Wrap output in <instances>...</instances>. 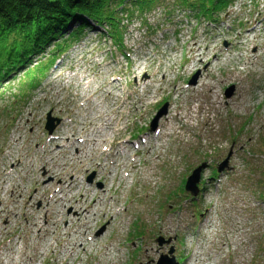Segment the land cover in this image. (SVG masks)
<instances>
[{"label":"rangeland","instance_id":"obj_1","mask_svg":"<svg viewBox=\"0 0 264 264\" xmlns=\"http://www.w3.org/2000/svg\"><path fill=\"white\" fill-rule=\"evenodd\" d=\"M146 16L123 19L128 59L91 32L101 66L80 40L66 72L29 88L23 67L0 85V264H264V0H233L217 21L178 6ZM50 110L64 119L54 135Z\"/></svg>","mask_w":264,"mask_h":264},{"label":"trees","instance_id":"obj_2","mask_svg":"<svg viewBox=\"0 0 264 264\" xmlns=\"http://www.w3.org/2000/svg\"><path fill=\"white\" fill-rule=\"evenodd\" d=\"M127 2L142 15L164 4L171 12L177 6L185 7L197 16L216 20L233 0H0V85L18 69L28 66L33 55L71 34L70 39L56 44V51L64 50L84 25H90V18L118 37V11ZM36 83V76L29 71L21 85L30 88ZM261 243L264 259V241Z\"/></svg>","mask_w":264,"mask_h":264},{"label":"water","instance_id":"obj_3","mask_svg":"<svg viewBox=\"0 0 264 264\" xmlns=\"http://www.w3.org/2000/svg\"><path fill=\"white\" fill-rule=\"evenodd\" d=\"M197 80H198V74L193 77V79L191 80V84H196ZM234 91H235V87L234 86L230 87L227 91L228 97H231V95H233ZM168 108H169V104H166L160 110L157 117L153 121L152 130H154V131L157 130L158 125H159V121L164 115H166L168 113ZM60 122H61V119L54 118L52 116V111H51L48 113L46 128L49 130L50 133H53L55 127ZM227 166H228V159L224 163H221V165L219 166V171H222ZM204 167H205V164H202L199 167H197L196 169H194V171H192V174L189 176V178L187 179V182H186V189L188 191L192 192V194L195 196H197L200 192L199 183L201 180L202 171H203ZM93 178H94V175L89 176V181H92ZM163 240L164 239H162V238L159 239L160 242H163ZM173 261H174V263H170V262H163V260H161V261H159L158 264H179L178 262L175 261V259H173Z\"/></svg>","mask_w":264,"mask_h":264},{"label":"bare ground","instance_id":"obj_4","mask_svg":"<svg viewBox=\"0 0 264 264\" xmlns=\"http://www.w3.org/2000/svg\"><path fill=\"white\" fill-rule=\"evenodd\" d=\"M157 7H161V9H167L165 6H164V4L162 5V6H157ZM157 7H155V8H157ZM199 43L197 42L196 43V41H194L193 42V45H195V47L194 48H190V51L192 52V51H194L195 52V55H198V56H202V54H203V52H202V47H201V45H198ZM0 88H2L1 86H0ZM109 130L111 131L112 130V132L110 133V136H112L115 132L117 133L118 131H120V128H118V126L116 125V129L115 130H113V129H111V128H109ZM106 138V137H105ZM106 139H102V141H105ZM129 142V141H128ZM127 141L126 142H123L124 144L125 143H128ZM105 151L106 152H108V154H110V151H111V147H108V148H106L105 149ZM67 183H69V187L73 184V183H75V181H65L64 182V184L66 185ZM15 193H18V191L17 190H13V194H15ZM77 203H79V201H76ZM78 209H80L81 211H78L77 212V214H78V216L79 215H84V213H87V212H89V210L88 209H85L83 212H82V209H81V207L79 206V208ZM67 251H72V252H75V250H73L72 248L71 249H68ZM192 264V263H191Z\"/></svg>","mask_w":264,"mask_h":264}]
</instances>
